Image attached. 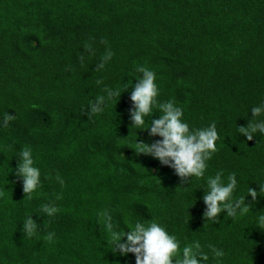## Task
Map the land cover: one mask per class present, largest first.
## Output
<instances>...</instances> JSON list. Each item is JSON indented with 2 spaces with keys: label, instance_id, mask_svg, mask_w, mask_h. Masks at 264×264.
I'll return each mask as SVG.
<instances>
[{
  "label": "trees",
  "instance_id": "trees-1",
  "mask_svg": "<svg viewBox=\"0 0 264 264\" xmlns=\"http://www.w3.org/2000/svg\"><path fill=\"white\" fill-rule=\"evenodd\" d=\"M101 38L116 55L98 69ZM138 64L157 72V100L183 106L190 127L217 122L219 150L205 176L235 171V195L259 192L264 136L248 140L238 127L264 100V0H0V264H135L134 254L114 252L108 225L127 231L153 219L181 249L198 240L208 264H217L209 244L224 251L223 264H264V229L254 222L264 197L247 196L250 211L235 221L224 212L206 222L205 178L182 186L171 168L135 152L136 139L151 142L130 126ZM105 85L120 99L89 119L85 109ZM25 145L41 169L31 200L11 172ZM49 202L60 209L54 217L40 212ZM28 215L39 224L32 237L21 230Z\"/></svg>",
  "mask_w": 264,
  "mask_h": 264
},
{
  "label": "clouds",
  "instance_id": "clouds-1",
  "mask_svg": "<svg viewBox=\"0 0 264 264\" xmlns=\"http://www.w3.org/2000/svg\"><path fill=\"white\" fill-rule=\"evenodd\" d=\"M102 44L106 45L105 51L100 57L98 69H103L116 53L112 50L108 41L101 38ZM85 51L93 54L91 43H86ZM81 63L84 61L83 55L80 57ZM135 72L139 73V78L133 86L130 95L132 102L128 109L131 125L138 129L142 128L148 132L151 142L135 140V152L151 156L159 161L160 165L171 168L175 175L181 180V185L189 184L193 177L205 178L206 183L201 188L204 189L203 203L205 210L203 217L206 222L220 223L221 213L226 212L225 219L232 218L233 221L245 216L250 211V206L245 203L247 196L253 200L264 193V184H259V192L248 187L247 194L235 195L239 181L235 171L229 172L225 176V170L220 169L214 175L205 176L208 169V161L219 150L217 141L220 133L217 129V122L211 121L204 127H190L184 118L185 110L174 100L169 99L159 102V85L157 84V72L144 64L135 66ZM142 74V75H141ZM96 83L102 84V80ZM132 85V81H129ZM124 86V90H125ZM121 91L107 85L103 88V94L90 100L85 114L91 119L94 116L103 114L109 103L116 97L121 96ZM157 109L159 115L154 118L153 110ZM253 119L247 126L238 127V133L243 134L248 140H252L255 134L264 136V100L251 107ZM14 119V114L8 113L4 117L7 124ZM159 137V139H151ZM18 163L14 171L18 179L22 180L25 198L31 200L33 194L37 192L42 184L41 169L36 166L33 150L25 145L16 158ZM56 179L63 183V179L57 174ZM56 199H60L59 194H55ZM5 198V190L0 188V200ZM59 207L54 202L44 203L40 206V212L47 217H54L59 211ZM261 229H264V211H262L254 221ZM22 232L25 236L32 237L38 231L39 224L33 215H28L22 222ZM111 231V245L114 252L127 256L129 253L135 255V264H208L210 260L209 252L202 251V246L197 240L186 244L182 249L177 236L170 232L168 228L156 219L149 222L136 221L134 224L126 226L127 231L114 230L111 223L108 225ZM55 237L54 232H49L45 239L52 242ZM126 237V239H125ZM211 259L217 264H223L222 257L224 251L215 245L209 244Z\"/></svg>",
  "mask_w": 264,
  "mask_h": 264
}]
</instances>
